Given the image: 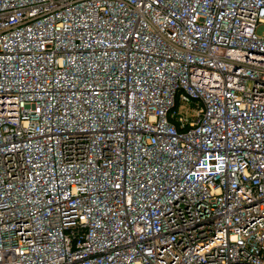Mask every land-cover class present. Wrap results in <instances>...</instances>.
I'll return each mask as SVG.
<instances>
[{
  "label": "built area",
  "instance_id": "obj_1",
  "mask_svg": "<svg viewBox=\"0 0 264 264\" xmlns=\"http://www.w3.org/2000/svg\"><path fill=\"white\" fill-rule=\"evenodd\" d=\"M0 264H264V0H0Z\"/></svg>",
  "mask_w": 264,
  "mask_h": 264
}]
</instances>
